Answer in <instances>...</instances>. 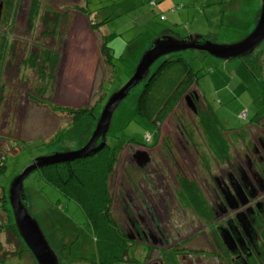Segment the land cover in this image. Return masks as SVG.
I'll return each instance as SVG.
<instances>
[{"label": "rangeland", "instance_id": "rangeland-1", "mask_svg": "<svg viewBox=\"0 0 264 264\" xmlns=\"http://www.w3.org/2000/svg\"><path fill=\"white\" fill-rule=\"evenodd\" d=\"M37 1L40 13L34 18L33 26L28 22L32 0H20L12 8L6 7L5 1L0 0L1 68H5L6 58L11 59L8 71L0 70L6 96V103L0 104V126L2 121H7L6 127L12 124L16 136L14 146L0 152V225L3 226L0 232V252L8 255L19 251L15 240L10 241L12 236L7 224L12 223L11 214L5 211L3 202L4 189L8 192L10 178L19 174L34 158L42 154L74 150L85 145L95 128L94 114L98 119L110 94L128 81L145 46L162 29H173L183 36L191 32L212 34L210 39L221 43L237 41L252 29V17L261 0H155L157 3L154 0H147L146 3L144 0ZM86 1H89L86 13L101 7L103 19H109L106 26H96L101 33L88 27L91 22L87 21V16L78 15L79 6H85ZM47 6H52L54 10L48 11ZM56 10L61 19L57 23L54 13ZM179 10H182L183 17ZM160 15H164V18L160 19ZM103 31H107L105 35L114 57L112 72V66L105 57L103 59L100 56L101 61L97 66L95 63V41L101 42L102 36L105 39ZM33 39L40 42V45H33ZM44 46L59 53L57 68H52L49 61L45 62L44 56L36 60L37 66L30 64L31 61L26 63V58L33 61L30 57L38 49L44 52ZM176 54L189 63L198 78V82L191 86L199 94L198 114L182 103L176 111H171L159 122L156 130L144 116L135 113L143 83L132 88L116 109L108 136L112 137L110 144H113L115 137L124 143L129 140V143L114 155L118 160L115 162L114 172H110L107 177V193L114 200L111 216L115 221L111 223L112 231L116 232V226L128 224L127 221L124 222L120 197L122 191L126 192V186L137 188L141 182L149 183L152 189L153 184H159L168 190L171 185L174 191L176 189L182 207L193 208L192 205L196 204L197 208H202L204 203L199 192L191 190L187 183L188 180L193 182L195 176L192 175H197L196 180L201 184L202 178L206 183L212 184L211 176L218 171V163L222 168L227 167L235 150H241L252 135H264V118L259 124L250 122L253 115L250 88L243 83L242 77L234 73L241 58L226 61L195 49ZM255 54L259 63V76L263 78L264 42L255 50ZM159 61L151 70L157 67ZM79 109L86 112L76 115ZM177 122L182 124L181 128L190 136L186 141V153L177 141L171 143L170 138H166L170 129L172 133L176 131L174 136L180 134ZM210 127L212 133L209 135L207 128ZM151 133L159 134L153 146H149L151 143L146 144L147 146L139 145L130 140L133 137L141 142ZM212 135H216L221 148L218 143H213ZM170 144L177 149V152L173 151L174 154L170 152ZM136 149L147 150L154 158L151 166H148L149 176L141 172V167L144 166L131 160ZM127 152L131 158L127 157ZM74 161L63 163L67 166ZM153 166H158L157 170ZM38 172L40 170L32 172L25 180L29 209L38 219L61 264H101L96 242L100 231L95 230L77 203L44 181ZM156 190L155 188L153 191ZM192 195L199 196L195 204L190 198ZM209 195L210 193H206L212 203ZM179 209L176 215L181 214ZM204 209L210 216V208L204 204ZM193 212L189 207L188 214L191 213L194 217L196 215ZM174 224L178 229L182 228V221H174ZM184 224L188 227L189 221H184ZM171 236L173 240L182 239L178 233L173 232ZM190 239L186 242V247H183L184 251L171 248L162 250L158 256L163 258L164 264L224 263L211 255L212 250L206 236ZM159 242L157 245L149 240L144 244L125 243L124 261L109 264L160 261L155 255L157 249L163 246ZM147 243L157 248L149 251ZM21 244V251L17 255L3 258L0 253V264H37L23 239Z\"/></svg>", "mask_w": 264, "mask_h": 264}, {"label": "flooded vegetation", "instance_id": "flooded-vegetation-1", "mask_svg": "<svg viewBox=\"0 0 264 264\" xmlns=\"http://www.w3.org/2000/svg\"><path fill=\"white\" fill-rule=\"evenodd\" d=\"M10 64L11 59L6 58L4 62L5 68H1L0 65V70L2 72L8 71ZM2 72H0V75ZM9 81L11 80L9 79ZM4 89L5 82H3V77L0 76V104L6 103ZM199 100L197 90L190 87L173 111H176L177 107L183 103L186 107L191 108L194 113L198 114ZM2 117L3 119L5 118L4 116ZM6 124L7 121H2L0 126V152L10 150L14 146L16 139L13 133L14 126L11 127L12 124H8L10 126L6 127ZM181 127L182 124L177 122V130L181 129L180 134L174 136L176 131L174 130L175 132L172 133V129H170L166 138H170L171 143L177 141L186 153L188 152L186 141L190 136ZM171 137L173 138L171 139ZM111 139L112 137H109L106 144L110 145ZM120 141V138L117 139L116 144L119 145L118 142ZM99 143L100 140L98 141ZM137 144L146 145L144 141H137ZM171 145H169L171 148L170 152L174 154L173 151L177 149ZM240 149L235 150L231 159H228L227 167L222 168L218 163V171L213 172L214 174L211 176L212 184L206 183L203 178L204 182L201 179V184L196 180L198 178L197 175H192L196 177H194L195 182L194 180L193 182L191 180L187 181L189 188L197 190L205 206L210 208V216H208L209 212L204 209V204L202 208H197L195 201L199 196H190L195 204L192 205L194 206L193 208L191 206L182 207V202L179 200L176 189L174 191L171 185L168 186V190L159 184L157 186L153 184L154 188L152 189L149 183L141 184V182L137 188L126 186L124 188L126 192L122 191L120 197L122 213L125 216L124 222L127 221L128 224L124 223L121 226L114 227V230L119 232L120 239L125 241L127 245L144 244L146 240H149L153 245H157L158 241H160V246L163 244L164 247L158 248L155 255L160 260L157 262L161 264L162 261V264H164L163 258L158 256L160 252H163L162 250L174 248L184 251L183 247H186L188 239L191 238V241L198 236L204 235L208 239L212 250V252L210 251L212 254H210L218 259L220 258L224 262L223 264H264V135H252ZM134 154L131 158V155L127 152V157L136 161ZM149 155L151 158L150 162L141 167V172L147 176H149L150 172H148V166H151L152 161H154L151 153ZM153 168L157 170L158 166H153ZM11 180L12 178H10ZM155 188L157 189L156 192L153 191ZM125 193L126 195H124ZM206 193H210L209 197L212 203L209 202ZM116 194L118 195V193ZM110 198L111 212H113L114 200L112 195ZM189 207L196 216L192 217L191 213L190 215L188 214ZM178 208H180L181 214L176 215ZM178 220L182 221L181 229H178L174 224V221ZM187 220L189 221L188 227L184 224V221ZM173 232L181 235L182 239L173 240L171 236ZM225 237L228 238L230 247L226 244ZM148 244L150 243H147L146 246L149 251L157 248ZM151 263L148 262L146 264ZM126 264H143V262L131 261Z\"/></svg>", "mask_w": 264, "mask_h": 264}, {"label": "trees", "instance_id": "trees-1", "mask_svg": "<svg viewBox=\"0 0 264 264\" xmlns=\"http://www.w3.org/2000/svg\"><path fill=\"white\" fill-rule=\"evenodd\" d=\"M4 1L6 7L9 6V8H12L15 7L20 0ZM154 3H157V1L154 0ZM88 4L89 1H86L85 6L80 5L79 8L83 11L85 10L84 12H87V9L85 8L88 7ZM48 9L51 10L50 12L54 10L52 6H47V10ZM176 9L177 8H175V10ZM39 11V2L37 0H32L28 21L30 25L34 26V18L40 13ZM54 13L57 16V22L60 21L61 19L58 11H54ZM162 17H164V15H160V19H163ZM90 26L93 28L94 24L91 22ZM253 26L254 24L251 28H253ZM104 37L105 39H103V43L101 45V52L107 63L111 64L113 68L114 64L112 59L114 57L112 54V48L108 46L107 35H104ZM129 44L131 43L129 42ZM150 44L151 42L149 45ZM149 45L145 46V49H147ZM45 46L44 52L42 49H38V52H35L32 54V57H30L33 58V61L26 58V63L28 64L29 61H31L30 64L37 66L36 60H38L40 56H44L43 59L45 62L49 61L52 68H57L59 53L56 50L55 51L57 53H55L51 47ZM254 52L247 58H241L240 64L235 66L234 73L239 77H242L241 79L244 81L243 83L250 88L249 90L253 96L251 101L253 104V115L250 122L259 124L260 120L264 118V77L262 78L259 76V63L256 58L257 53L254 55ZM131 73H133V70ZM197 80L198 78L196 77L195 72L184 58L177 56L176 53L163 57L159 61L157 67L152 70L149 76L142 82L143 87L139 94L135 113L144 116V119L157 130L159 122L164 120L169 113L173 111L175 106L183 97L184 93L193 84L197 83ZM85 112L86 111L84 109H79L76 111V115H80L81 113L84 114ZM246 115H248V113L245 114V116ZM94 119H96L95 121L93 120L96 123L97 117L95 114ZM207 131L210 135L212 133L211 127L210 129L207 128ZM158 137L159 134L155 135V133H151L150 140L152 141L146 142L147 140L145 139L143 141L146 144L151 143L150 146H153ZM211 138H213V143H218L216 135H212ZM114 139L115 141L113 144H106L101 150L91 156L76 159L72 165L68 164L65 166L66 164L62 162L37 169L40 170V173L38 172L39 177L58 188L64 195H66L67 198L77 203L84 210L89 218V221L94 225L95 230L100 231V237L96 238V242L100 251L99 256L101 264L124 261L123 251L125 250V241L120 239L121 236L118 231H112L111 223H113L114 218L111 216V198L109 193H107L108 191L106 186L108 174L112 171L114 172L115 162L118 160L114 155L121 150V147L124 144V142L120 141L118 142L119 145H117V137ZM132 140L137 142L135 138ZM219 148H221L220 145ZM3 165L5 166L4 163ZM4 194L5 196H3V202H5V211L10 212V218L12 220V223L7 224V228L11 234L10 236H12L10 241L15 240L19 250L14 252L12 255H17V253L21 251L19 245H22V238L14 222L6 190H4ZM2 229L3 226L0 225V232ZM16 238L18 240H16ZM1 246L2 244L0 240V249ZM12 255L1 253L3 258H8Z\"/></svg>", "mask_w": 264, "mask_h": 264}, {"label": "water", "instance_id": "water-1", "mask_svg": "<svg viewBox=\"0 0 264 264\" xmlns=\"http://www.w3.org/2000/svg\"><path fill=\"white\" fill-rule=\"evenodd\" d=\"M252 21L254 26L245 36L228 43L213 41L210 39L212 34L191 32L183 36L173 29H162L153 38L148 48L142 52L128 81L110 94L102 107L93 133L84 146L74 150L53 151L52 153L42 154L34 158L19 174L12 177L7 193L14 222L21 238L36 258L37 264H61V262L51 247L38 219L29 209V199L25 189L27 177L39 168L85 158L101 150L108 141L116 109L130 94L132 88L139 86L149 76L152 66L161 58L192 49L206 52L213 57L226 61L250 56L264 42V0L260 1L258 9L253 14ZM99 140L100 143L98 144ZM134 156L140 166L148 164L151 159L149 152L144 149L136 150ZM225 242L230 247L228 244L230 242L226 237ZM151 264L160 263L153 262Z\"/></svg>", "mask_w": 264, "mask_h": 264}, {"label": "crops", "instance_id": "crops-1", "mask_svg": "<svg viewBox=\"0 0 264 264\" xmlns=\"http://www.w3.org/2000/svg\"><path fill=\"white\" fill-rule=\"evenodd\" d=\"M81 1V0H80ZM144 2H146V0H144ZM57 11V10H56ZM55 11V12H56ZM77 11V10H76ZM85 11V10H84ZM83 10H81L80 8H79V11H77L78 12V15L79 16H87V21H89V22H92L93 24H94V29L90 26V24L88 23V27L89 28H92L93 29V31L94 32H100L98 29H97V27L96 26H98V25H100V24H104L105 26L107 25V21L109 20V19H107V18H104L103 19V16L101 15L102 14V10H101V7H99V8H97V10L96 11H91V12H89V13H86V12H84ZM181 11L182 10H179V13H180V15L183 17L184 15H182L181 14ZM189 12V11H188ZM190 15H191V13H190ZM192 15H193V13H192ZM57 18V17H56ZM59 18V17H58ZM92 18H94V20H96L95 22L93 21V19ZM56 22H57V20H56ZM107 32V31H106ZM106 32L105 31H103V34L105 35L106 34ZM101 33V32H100ZM95 37H94V41H95ZM32 42H34V43H32L33 45L35 44V45H40V42H38L37 40H31ZM96 42V49L94 48V51H95V56H96V60H95V63H96V66L98 65V63H99V61H101L100 60V56L102 57L103 56V59H104V55L102 54V52H101V45H102V43H103V36L101 37V42H98V40L97 41H95ZM100 43V44H99ZM54 44V43H53ZM56 44V43H55ZM99 44V45H98ZM104 61V60H103ZM110 66H111V64H110ZM111 70V72L114 70V69H110ZM112 74V73H111Z\"/></svg>", "mask_w": 264, "mask_h": 264}, {"label": "built area", "instance_id": "built-area-1", "mask_svg": "<svg viewBox=\"0 0 264 264\" xmlns=\"http://www.w3.org/2000/svg\"><path fill=\"white\" fill-rule=\"evenodd\" d=\"M162 18H164V17H162ZM145 139H147V141L150 140L151 139V135L148 134Z\"/></svg>", "mask_w": 264, "mask_h": 264}]
</instances>
